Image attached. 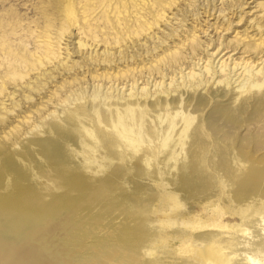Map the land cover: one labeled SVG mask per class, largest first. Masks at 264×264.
<instances>
[{"label": "rangeland", "instance_id": "rangeland-1", "mask_svg": "<svg viewBox=\"0 0 264 264\" xmlns=\"http://www.w3.org/2000/svg\"><path fill=\"white\" fill-rule=\"evenodd\" d=\"M239 1L0 0V101L3 93L11 91L14 94V102L21 103L22 110H33V113L26 112L29 118H25L24 122L13 121L14 127L10 125L9 128L0 130V145L4 146L8 142L17 145L14 133L28 131L31 124L41 126L42 122L44 123L38 117L39 109L30 105L38 104V94H35L34 90L44 80L36 81L34 77L37 75L35 72L43 69H48L49 72L53 70L51 76H55L45 93L51 98L54 97V101L59 98L65 101L56 106L60 108L57 111L73 107L80 109L82 103L84 107L81 109H86L90 114L89 119H95L99 126H103L101 121L104 114L100 106L105 105L104 101L112 102L111 105L115 108L113 111L108 109L107 112L112 120L118 116L117 106L127 99L129 92L140 95L141 89L145 87L147 92L152 93V98L157 91L168 89L169 85L177 86L178 89L185 83L189 84L187 80L191 73H187L189 68L185 69V64L179 71L180 69L174 66L167 69L158 61L159 57L170 50L181 51L185 62L190 63L192 73L197 74L198 78L207 76L204 68L208 62L211 64L212 58L213 67L218 69L221 65L218 59L224 50L223 45L227 44L230 48L237 43L239 36H247L246 40L259 30V26L264 25L262 17H255L257 12L249 15L256 2L264 0H241V5ZM261 28L263 30L264 26ZM70 32L76 34L73 39L68 37ZM253 36L249 37L250 41L258 43V40H255L258 36ZM121 38L126 39L122 45L114 44V40ZM78 40L85 45L77 46ZM91 43L93 45H90ZM94 43H97V47ZM191 43L198 44L196 58H191L188 50L184 49L185 45ZM49 53L52 54L50 61L47 59ZM210 54H213V57ZM236 56L238 53L232 55V58ZM93 57L105 58V62H108L110 68L105 71V77L102 69H93ZM226 57L227 54L222 58ZM54 61L59 64L57 68L51 66H56ZM197 61L198 64L195 65ZM226 62L233 66L232 59ZM262 66L264 69V62L258 65L255 71ZM48 67H51V70ZM10 73L16 74V82L22 81L21 86L25 85L24 88L9 83ZM241 78L243 75L239 77ZM218 79L219 76L216 80ZM26 81H31L29 86H33L34 89H30L32 92L28 90ZM263 90L264 84L253 89L247 88L251 94ZM20 95L31 100L25 101L23 98L26 97H22L18 101ZM2 101L10 110L11 101L6 97H3ZM252 102L240 114L233 109L220 113L222 121L229 125L237 126L245 121L250 126L247 130L217 131L216 125L213 126L215 123H207L206 140L209 147L203 157H211L213 149L216 148L223 151L217 156L213 155L215 158L229 160H226V165L222 167L213 166L212 163L199 165L187 162L191 157H198L197 154L181 150L180 143L185 144L188 141L190 127L185 132L178 133L175 121H172L165 131L151 130L150 134H145L139 121V124L129 130L128 137L118 134L115 127L90 131L74 128L73 134L72 131L69 132L72 142L65 144V150L60 149V153L63 152L60 155L64 158L70 157L74 164L58 165L59 170H50L47 163H42L46 167L37 164L30 170L16 165L11 168V172L15 171L19 177L30 174L31 176H25V180L22 179L20 187H25L29 193L35 190L47 192V195L41 196L43 200L40 201L44 202L59 201L71 192V187H77V193L70 194L71 200L67 201L77 204L68 205L72 208V212L68 213V217L71 215L70 220L64 213H55L56 219L50 222L51 225L48 223L38 233L43 232L44 236L50 235L52 238L56 233L58 236L65 228L62 232L66 231L65 235L69 237L74 230H78L77 234H72L75 237L69 240V244L73 246L82 245L83 236L94 235L88 236V239L84 237L86 241L83 239L85 246H88L87 257H90L85 259L88 264H257L252 261L254 258L264 262V253L258 251L264 250V96ZM37 106L42 108L40 104ZM49 110L54 111L55 108L49 107ZM2 115L0 111V116ZM230 116L235 117L231 119ZM45 122V127L50 125L49 119ZM31 133L25 134L28 138L27 144L30 138L33 141L34 133ZM87 139L96 141L97 145L103 143V146L99 150L91 149ZM133 140L140 144L133 145ZM159 142L160 146L156 148ZM3 146L0 151L3 149L1 152L6 153L5 158L11 156L8 144L4 146L6 148ZM81 156L86 158L83 163L84 158ZM236 161L239 163H235ZM105 162L109 164H103ZM174 163L176 164L173 165ZM35 170L39 171L38 174ZM47 173L59 178L63 175L65 183L57 182L56 185L60 188H55L54 182L45 177ZM60 184H64L63 188ZM51 207L55 210V206ZM83 208L87 211L86 214L82 213L85 212ZM42 209L48 211L50 205H43ZM77 211L79 213H76ZM79 214L80 216H76ZM76 220L85 221L86 228L80 226L83 222H79V226H73ZM111 221L113 223H109ZM69 227H73L72 231ZM50 231L54 232L51 234ZM68 231L70 234H67ZM101 239L107 240L108 244L103 245ZM22 245L20 241L11 249L15 259H28L23 258L25 262L21 264L36 262L37 259L32 257L38 252L31 245ZM35 245L38 246L39 243L36 242ZM27 254L32 255H29L32 260ZM246 257L249 259L246 260ZM37 261L41 262L40 259ZM0 264H15V261L13 257L10 260L1 258Z\"/></svg>", "mask_w": 264, "mask_h": 264}, {"label": "bare ground", "instance_id": "bare-ground-1", "mask_svg": "<svg viewBox=\"0 0 264 264\" xmlns=\"http://www.w3.org/2000/svg\"><path fill=\"white\" fill-rule=\"evenodd\" d=\"M249 2H251V0ZM241 3H242V1L240 0L239 4L241 5ZM253 8H254V10L249 15H253L254 12L255 13L257 12V14H259V13L260 14L259 15L256 14L255 17L259 16V17H262L264 19V2H256V4L253 6ZM162 20L166 21L165 18H162ZM262 26H264V25L259 26L258 27L259 30L256 31L254 34H252V35H254L253 37L258 36L257 38H255V40H258V43H254V42L252 43L250 41L251 38H249L252 35H250L248 37V39H246V40H245V37H247V36H245L243 38H241V36H239V39H237V41H236L237 43L230 48L227 44L223 45L222 49H224V50L222 52V55L218 59V62H221V65L218 67V69L216 68V66L213 67L212 65H213L214 59L212 58V60H211L212 62H210L211 64H208L209 63L208 62L204 68V72L207 76L203 75L202 78H198L197 74L195 75L194 73H192L190 65H189L190 63L185 62V57L181 51L175 52V51L170 50L169 52L164 53V56L159 57L158 61H161V65H165L167 69L174 66L175 68L180 69L179 71H181V67H183L184 64H185V69L189 68V71L187 72V73H191L190 75H188V80H187L189 82V84L186 85V83H185L182 86V88L179 87L178 89L176 88L177 86L176 87L175 86L170 87L171 85H169L168 89L159 90V91H157V93H155L156 91L153 92V94L155 93V95H153L152 98H150L152 93L150 92L151 93L150 94L149 92H147L145 87L141 89L140 95H134V94H132V92H129L127 99L124 102H121V104L117 106V109L119 111L118 116L116 118H113L112 120H110V118L108 116L109 114H107V112L109 111L108 109L113 111L115 108L112 107V105H111L112 102L104 101L105 105L100 106V108H101L100 110L102 111V109H103V114H104L103 119L101 121L103 126L97 125V123L95 122V119H94V121L89 119L90 114H88L86 109H81V107H84V105L82 106V103H81L80 109H75L73 107V109H64L63 111H61L62 110L61 109V110L57 111V109H60V108H58L56 106L61 105L62 104L61 101H64V100L59 98L58 101H54V100H52L54 97L51 98V96H49L45 93L46 91H48V90H46L47 86L51 82L54 81L55 76H51V71H53V70H51V67H48L51 70L50 72L48 69H43V71L35 72L37 74L34 77L36 81H39V79L44 80V82L39 83V85L37 86L38 88L36 90H34L35 94H38V96H37L38 102L37 103L40 104L43 109L39 108L37 106L38 104H35V103L30 104V105L34 106V107L36 106L35 109H39L38 113H40V115L38 117H40V120L44 121V123L42 122L41 126H37L35 124L34 125L29 124L30 126H28L29 127L28 131L25 130L24 132L20 131V132L14 133L15 138L17 139V140H15L17 145L11 144L12 142L10 144H9V142L7 143L8 147L13 148V149H10L7 147L9 149V151L11 150L10 151L12 153V154L10 153L11 156L9 155L7 158H5L7 156L6 153L1 152V151H3V149L0 151V260H1V258L10 260L11 257H13V261H15V264L18 262H20V264H21V262H25V260L23 261V258L27 259L26 257H22L21 261L18 260V258L16 260L15 256L12 253V250H11V249H13V247L15 245L19 244V242L21 241L23 243V245H26L27 247L31 245V247L34 248V250H36V252H38V254L33 255V257L31 254H34L35 252L31 253V254H27L28 258H29V255H31L32 258H35L37 260L38 259L41 260V262L36 260V262H33V264H35L37 262H38L37 264H88V261L86 262L85 259H88L90 256L87 257L88 246H85L84 240H85V238L88 239V236L90 234L87 237L83 236L84 240L82 239V241H81L82 245L73 246L72 244H69V240L71 238L75 237V235L73 236L72 234H74V233L77 234L78 230H74L71 234H70V231H68L67 234H70L69 237H68V235L67 236L65 235L66 231L62 232L65 228L60 233H58V236L56 233V234H54L55 236L53 235L54 237H52V238H50V235H48L49 237H46L47 235L44 236L45 233H43V232L38 233L39 231H41V229H44V227L48 223H50L51 221H54V218L57 214L62 215V213H64L65 216L68 217V213L70 214L72 212L71 211L72 208H70L68 205H72L73 202L67 203V201L71 200L70 194H73V192H76L77 187H74V186L71 187L70 188L71 192L69 194H66L62 198L57 196L58 199L60 198L59 201H55V202L53 201L51 203L50 202H44V201H40V200H43L41 198V196L44 194L47 195V192L44 193L45 192L44 191L42 193V191L38 192L35 190L34 192L30 191L31 193H29V192H26L25 187L24 188L20 187L21 183H22L21 182L22 179L25 180L26 179L25 176H29L30 174L29 175L23 174L24 177L23 176L19 177L15 174V171H14V173L11 172L12 171L11 168L15 167L16 165L18 167L20 166L21 168H26V169L30 170L31 168L34 167V165L37 166V164H38L40 166H45L42 163H47L49 165L47 167H50V170H55V169H58V165L61 166L62 164H64V165L74 164L73 160L69 159L70 157H67L68 158L67 159L66 157L64 158L63 155H60V154H63V152L60 153V149H64L63 147L65 146V144H70V142H72V137H71L69 132L74 130V128L77 129L79 127V131L80 130L83 131V128L87 131H90L91 129L96 130L97 128L115 127L117 129L116 131L118 134L125 136V137H128L129 130H131V128H133L134 125L139 124V121H141L140 124L142 125V131L145 134H148V133L150 134L152 131L164 130L168 127L169 122L175 121V126L177 127L178 133H181L182 131L185 132L190 127L188 135H187L188 141L185 142V144L183 142L180 143V145L182 146L181 150L183 149L184 151L192 152L193 154H197L198 157H195V156L191 157L187 161L188 163L194 162L195 164H199V165H208V164L212 163L213 166L214 165H220L218 167H222V166L226 165L227 159L222 160V158H215L213 156V155L217 156L218 153L221 152V150L220 151L216 150L217 148L213 149L214 144L211 146V148L214 150L213 155L211 157H207V158L203 157L208 152V147H209L207 144V140H208L207 139L208 131L206 129L208 126L207 123L209 121L212 123H215V124H213V126L216 125V127L218 128L217 131L218 130L219 131H234L236 129L237 130H247L250 127V126H248V124L245 121L240 122L237 126L229 125V124L222 121L223 118L220 117V113L222 114L227 109H233L234 112H238L240 114V112H244V109L247 106H249L252 101H256L259 97L264 96V90L262 92L256 93V94H251L250 91H247V88H249V87H251V89H253L255 87H260L264 84L263 66L255 71V69L258 67V65H260L264 62V29L262 30V28H261ZM128 35H130V34H128ZM73 36H76V34H74L72 32H70V35H68V37L72 38V39H73ZM154 36H155V34H154ZM128 38H130V37H128ZM72 39L70 41H72ZM75 40H77V39H75ZM125 40L126 39L121 38V39L114 40L113 42H114V44L122 45V43ZM134 40H136V39H134ZM76 43H78L77 46H80V47H81V45H85V43L83 42V44H82V42L80 40L76 41ZM90 45H93V44L91 43ZM196 45L198 46L197 43H196ZM196 45H195V43H191V44H187L184 46V49L188 50V53L191 54V58L197 57V46ZM75 46L76 45H74V47ZM94 46L97 47V43H94ZM131 46H132V44H131ZM128 47H129V45H128ZM104 48H106V46H104ZM179 49L181 50L182 48H179ZM116 50H118V49H116ZM229 52H231V53H229ZM216 53L218 54L219 52L217 51ZM237 53H238V56H236L235 58H232V55H235ZM67 54H65V55L67 56ZM69 54H70V52H69ZM226 54H227V57L225 59H223L222 57L225 56ZM51 55H52L51 53H49L47 55L48 61H50ZM87 56H88V54H87ZM210 56L213 57V54H210ZM200 59H202V58H198V60H200ZM228 59H229V62L231 61V59L233 60V63H232L233 66L230 65L231 63L228 64V62H226V60H228ZM105 61H106V59L105 58L103 59L101 57L100 58H94V57L91 58V63H93V65H94L93 69L94 70L95 69H102V71H104L103 72L104 77L106 76L105 71H107V69L110 68L107 65L108 62L106 63ZM56 62H55L56 66L54 64L51 65L53 68H57V66H59V64ZM59 62H60V60H59ZM60 63L63 64L64 62L62 61ZM194 64L195 65L198 64V61L195 62ZM113 66H115V65H113ZM96 67H98V68H96ZM240 69H241V71L239 72ZM162 70H164V69H162ZM24 71H25V69H24ZM243 72H244V74H243ZM161 73H163V72H161ZM169 73L170 72L168 71V74ZM41 75L43 76V78H40ZM241 75H243V78L239 79V77ZM218 76L220 77V79L216 80ZM184 77H186V76H184ZM10 78L11 79H9V83H13L14 86H17V85L21 86V84H23L22 81L16 82L17 76L15 73H10ZM108 78H110V77H108ZM26 82H27V85H26L27 88L29 87L28 90H30V89L33 90L34 89L33 86L32 85L29 86V83H31V81L30 82L26 81ZM32 83L34 84V82H32ZM180 85H182V84H180ZM24 86L23 87L21 86V87L24 88ZM6 88H8V87H6ZM14 90H16V88H14ZM31 90H30V92H32ZM137 90H138V88H137ZM13 95H14L13 92L10 91V92L3 93V95L1 96L0 111L2 112L3 115L0 116V126H2V127H0V130L3 128H9L10 125L13 126V121L24 122L25 118H29V116L26 114V112H32L33 113V110H31L29 108H25L27 110H22L20 108L21 103L14 102ZM96 96H98V95H96ZM101 96H103V95H101ZM3 97L4 98L6 97L7 100L11 101V103L9 104L10 108H11L10 110L7 109V106H4L6 104L2 101ZM22 97H26V98H23V100H25V101L31 100V98H29L27 96L20 95V98L19 99L17 98L18 101L21 100ZM60 97H62V96H60ZM108 97H109V95H108ZM118 97H120V96H118ZM75 100L77 101V99H75ZM120 100H122V99H120ZM259 102H261V101H259ZM85 104H87V103H85ZM78 105H79V103H78ZM49 107H54L56 111L55 110L54 111L49 110ZM259 107L260 106H258V108ZM87 110L89 111V108ZM96 111H97V109H96ZM98 111H99V109H98ZM99 113H101V112L99 111ZM247 116H249V115H247ZM230 117H231V119H233L235 116H230ZM16 118H20V120H16ZM47 119H49L50 125L45 127V123H46L45 121ZM40 120L38 122H40ZM81 124L83 126H80ZM149 125H150V127H149ZM24 126H26V125H24ZM74 131H72V134L74 133ZM103 131H105V130H103ZM3 132H5V131H3ZM31 132L34 133L33 134L34 138H33V141L30 140L31 138L29 139L28 143L31 144V145H29L26 142V140H28V138L25 137V134L28 133L31 135L32 134ZM93 133H94V131H93ZM99 133L101 134V131ZM105 133H106V131H105ZM233 134H234V132H233ZM83 137L85 139L84 135H83ZM152 137H154V136L152 135ZM102 138H103V136H102ZM76 139H78V137ZM164 139H165V137H164ZM2 140H4V139H2ZM86 141H88V139ZM7 144H4V146ZM88 144H89V148H91V149L96 148L98 150L100 147L103 146L102 145L103 143L101 145H97L96 141H94V142L88 141ZM124 144L126 145L127 143L125 142ZM132 144L135 146H138L140 144V142H138L137 140H133ZM184 145H186V146L184 147ZM2 146H3V144L0 145V148ZM159 146H160V142H159V145L156 146V148H158ZM4 148H6V147H4ZM122 150H123V148H122ZM181 150H180V152H181ZM70 153H72V151L69 152V154ZM221 153H220V156H221ZM224 154L226 155V153H224ZM79 156H80V154H79ZM81 157H83V156H81ZM85 159L86 158H84V160H82V163H83V161H85ZM227 161H229V160H227ZM77 162H78V160H77ZM80 162H81V160H80ZM235 163H239V162L236 161ZM235 163H233V164H235ZM103 164H109V162H105ZM175 164L176 163H174L173 165H175ZM177 164H179V163H177ZM228 165H230V163ZM60 166H59V169H60ZM107 166L108 165H106V167ZM37 170H39V169H37ZM77 171H79V170H77ZM31 172L33 173V171H31ZM38 172H37V174H38ZM32 175H34V173ZM45 177L54 182L53 184H55V186L54 185L53 186L55 188L57 186L56 185L57 182L60 183L62 181L63 183H65V181H63L65 179V178H63V175H61V178H59L58 176L47 173L45 175ZM87 180H89L88 176H87ZM41 181H43V180L41 179ZM37 183H38V181H37ZM41 183H43V182H41ZM60 185L63 188L64 184L63 185L60 184ZM67 186L69 187L68 184H67ZM83 186H86V185H83ZM57 187L60 188L59 185ZM65 187L66 186H64V188ZM78 198H80V197H78ZM58 199H56V200H58ZM64 203H66L67 205ZM43 205H50V209L48 211L43 210L42 209ZM51 206H55V210H53ZM72 206H77V204H75V205L73 204ZM80 208H82V206ZM85 209H87V207ZM85 209L83 208L84 211H85ZM76 210H78V209H76ZM45 211L47 212V214H44ZM55 213H57V214H55ZM76 213H79V212L77 211ZM82 213L86 214L87 211L82 212ZM76 216H80V214L76 215ZM76 216H74V217H76ZM83 216H87V215H83ZM83 216H82V219L84 218ZM67 217H65V218H67ZM69 217L67 218L68 220H70ZM72 219H74V218H72ZM90 219L94 220L93 218H90ZM64 221H65V219H64ZM90 221H89V223H90ZM262 221H260V222H262ZM79 222H81V223L83 222V223L80 225V224H78ZM63 223L64 222H62V224ZM69 223H71V221H69ZM92 223H94V221ZM109 223H113V222L111 221ZM76 224H78L77 226L80 225V226H84L85 228L87 226V224L85 225V221H83V220L75 222V225H73V226H76ZM105 224H107V223H104V225ZM50 225H51V223H50ZM113 225H112V227H113ZM116 225H117V223H116ZM58 226H59V224H58ZM64 226H66V225H64ZM72 229H73V227H72ZM72 229H71V231H72ZM92 230L94 232V229H92ZM100 230H102V229H100ZM108 230H109V228H108ZM54 231H56V230H54ZM58 231H56V232H58ZM130 232H132V231H130ZM50 233H51V231H50ZM104 234H105V232L103 233V235ZM89 237H94V235L89 236ZM101 238H104V237H101ZM100 241H102L101 243H104L103 245L108 244L107 240L101 239ZM36 242L39 243L38 246L35 245ZM90 245H92V244H90ZM96 248H95V250H96ZM29 249H31V248H29ZM90 249H91V247H90ZM90 249H88V250H90ZM24 250H26V249H24ZM252 250H254V249H252ZM28 251H30V250H27V252ZM258 251H259V253L260 252L264 253L263 249H259ZM16 252H18V250ZM254 252H255V250H254ZM21 253L22 252L20 251V254ZM246 256H248V255H246ZM260 256L262 257V255H260ZM247 258L248 257H246V260H247ZM29 259H31V258H29ZM42 259H44V260L42 261ZM94 259L95 258H93V260ZM4 261H6V260H4ZM252 261H254L257 264H263L264 263L261 259H258V258H254ZM91 262H92V260H91ZM29 264H31V262H29ZM92 264H95V263H92Z\"/></svg>", "mask_w": 264, "mask_h": 264}]
</instances>
